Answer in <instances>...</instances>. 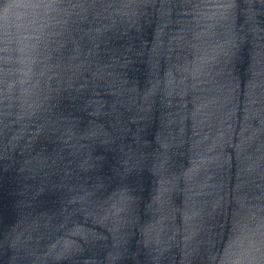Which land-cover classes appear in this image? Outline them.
<instances>
[{"label":"water","instance_id":"water-1","mask_svg":"<svg viewBox=\"0 0 264 264\" xmlns=\"http://www.w3.org/2000/svg\"><path fill=\"white\" fill-rule=\"evenodd\" d=\"M0 264H264V0H0Z\"/></svg>","mask_w":264,"mask_h":264}]
</instances>
